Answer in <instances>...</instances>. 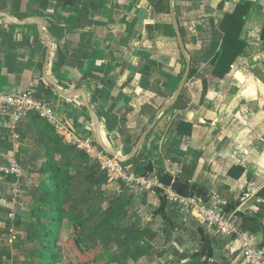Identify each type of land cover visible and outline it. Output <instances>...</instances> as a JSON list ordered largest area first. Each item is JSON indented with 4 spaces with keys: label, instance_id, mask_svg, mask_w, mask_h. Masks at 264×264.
Listing matches in <instances>:
<instances>
[{
    "label": "crops",
    "instance_id": "crops-1",
    "mask_svg": "<svg viewBox=\"0 0 264 264\" xmlns=\"http://www.w3.org/2000/svg\"><path fill=\"white\" fill-rule=\"evenodd\" d=\"M243 4L244 47L217 78L211 71L223 45L220 23ZM172 7L194 71L182 106L161 112L135 156L121 163L163 187L137 193L101 180L103 193L125 207L110 220L120 223L126 214L137 232L136 248L130 244L123 255L110 245L106 264H246L232 239L167 202L165 189L217 206L264 247V0H174ZM169 8V0H0V13L15 21L0 15V93L30 91L69 129L96 142L92 110L103 145L128 157L185 70ZM49 78L62 93L81 90L83 98L61 96ZM16 128L0 126V164L22 171L12 221L9 180L0 178V264L57 263L45 248L51 227L34 214L45 181L37 128L27 118ZM11 228L16 238L9 243Z\"/></svg>",
    "mask_w": 264,
    "mask_h": 264
},
{
    "label": "trees",
    "instance_id": "trees-1",
    "mask_svg": "<svg viewBox=\"0 0 264 264\" xmlns=\"http://www.w3.org/2000/svg\"><path fill=\"white\" fill-rule=\"evenodd\" d=\"M248 9L249 4L237 5L222 18L219 26L223 33L222 50L212 60L211 71L217 78L229 73L244 47L239 37ZM260 39L264 51V24ZM193 71L191 67L188 78ZM181 106L180 95L171 109ZM24 118L35 124V135L43 150L44 161L39 173L45 181L36 199L34 214L51 227L45 238L51 241L48 247L57 253L51 258H60L56 264H106L110 245H115L123 255L127 254L130 244L136 248V228L126 223L127 215L117 224L110 220L113 203L101 190L105 172L81 151L63 142L36 114L28 113ZM258 195L264 196V188Z\"/></svg>",
    "mask_w": 264,
    "mask_h": 264
},
{
    "label": "built area",
    "instance_id": "built-area-1",
    "mask_svg": "<svg viewBox=\"0 0 264 264\" xmlns=\"http://www.w3.org/2000/svg\"><path fill=\"white\" fill-rule=\"evenodd\" d=\"M28 113L36 114L55 132H60L68 144L98 165L110 180L122 183L137 193L153 194L155 188L163 187L154 176L138 175L130 171L116 158L105 153L91 137L79 135L69 129L57 118L48 102L35 99L30 91L7 95L0 93V126L2 128L14 132ZM0 175L9 179L12 211L8 214V218L12 221L16 215L14 209L20 192L19 180L22 171L15 163L0 164ZM165 199L180 210L196 213L201 222L207 225L215 235L232 239V246L234 243L238 245L240 255L246 264H264V247L255 243L254 234L242 229L234 216L227 215L217 206H208L199 202L194 196L179 195L170 188L165 189ZM9 232V243H12L16 235L12 228Z\"/></svg>",
    "mask_w": 264,
    "mask_h": 264
},
{
    "label": "water",
    "instance_id": "water-1",
    "mask_svg": "<svg viewBox=\"0 0 264 264\" xmlns=\"http://www.w3.org/2000/svg\"><path fill=\"white\" fill-rule=\"evenodd\" d=\"M173 1L174 0H169L170 19H171V22H172V25H173V28H174V33H175L177 44L179 46V50H180L181 54L183 55V57L185 59V62H186L185 70H184V73H183V75L181 77V80H180V82H179V84H178V86L176 88L174 96L172 97V99L169 102H167L166 104H164L162 107L159 108V110L156 112L151 124L144 130L142 135L139 137L138 141L136 142L134 148L132 149V151H131V153L129 154L128 157L123 158L117 152H115V151H113V150H111V149H109V148H107V147H105L103 145V143L101 142V139H100V135H99V120L96 117L95 113L92 110H89L86 102L83 99V104L89 110V112L91 113V116H92V119H93V122H94V129H95V133H96V143L98 144V146L102 150H104L108 155L116 158L117 161L120 162V163H125V162L129 161L130 159H132L135 156V154L137 153V151H138V149L140 147V144H141L142 140L149 134V132L155 126L159 114L161 112H163L164 110H166L167 108H170L177 101V99L180 96L182 87H183L184 83L186 82V80H187V78L189 76L190 59L187 57V55H186V53L184 51L183 41H182L181 34H180V31H179L178 23H177V20L175 18L174 12H173V7H172ZM0 15L5 17L7 20H9L11 22H15L13 19L9 18L5 13H0ZM16 23H18V22H16ZM49 81L59 91L61 96L65 97V98H72L76 94H79L83 98V93H82L81 90H77V91L71 92L70 94H64L57 88V86L55 85L53 80H51L49 78Z\"/></svg>",
    "mask_w": 264,
    "mask_h": 264
},
{
    "label": "rangeland",
    "instance_id": "rangeland-1",
    "mask_svg": "<svg viewBox=\"0 0 264 264\" xmlns=\"http://www.w3.org/2000/svg\"><path fill=\"white\" fill-rule=\"evenodd\" d=\"M0 178L5 180L2 176H0ZM19 188H20V182H19ZM124 210H125L124 205L122 203H120L119 201H115V199H113V210H112V213L110 214V217L112 218L113 221H116V220H118L120 218V216H121V214L123 213ZM50 242L51 241H48L46 243V249H48L47 252L49 253V255L55 254L54 253L55 251L48 247ZM109 249H111V246H110ZM109 249H108V251H109ZM50 250H52V251L50 252ZM48 264H56V263L48 262Z\"/></svg>",
    "mask_w": 264,
    "mask_h": 264
}]
</instances>
